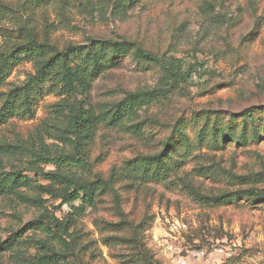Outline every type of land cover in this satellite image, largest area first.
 I'll list each match as a JSON object with an SVG mask.
<instances>
[{"label":"rangeland","instance_id":"374dc122","mask_svg":"<svg viewBox=\"0 0 264 264\" xmlns=\"http://www.w3.org/2000/svg\"><path fill=\"white\" fill-rule=\"evenodd\" d=\"M113 1L0 0L2 52L29 34L58 50L98 40L129 45L123 56L105 52L104 69L88 79L83 95L93 118L83 180L95 184L94 205L75 217L63 258L141 264L138 255H147L152 264H170L157 239L166 220L177 218L187 226L192 264H264V0H118L124 13L113 10ZM137 50L179 59L192 66V76L163 84L160 67L138 60ZM33 72L26 59L11 68L0 107ZM147 92L159 95L124 115L115 111L127 95ZM59 99L43 95L31 119L0 123V145L27 139L52 118ZM18 171L32 187L0 191V264H13L15 250L33 257L50 242L38 225L54 230L56 220L74 214L34 189L47 182L28 157L0 152V174ZM222 245L229 260L215 251Z\"/></svg>","mask_w":264,"mask_h":264},{"label":"trees","instance_id":"16d2710c","mask_svg":"<svg viewBox=\"0 0 264 264\" xmlns=\"http://www.w3.org/2000/svg\"><path fill=\"white\" fill-rule=\"evenodd\" d=\"M113 10L124 13L125 6L116 0L113 1ZM128 47L126 42L98 40L87 47L68 46L58 50L52 44L38 42L33 34H29L24 44L13 47L7 53L0 51V85L21 59L31 60L34 70L22 84L14 86L4 94L5 98L0 107V123L12 118L31 119L37 98L48 94L60 97L52 107L51 119L35 127L27 139L0 145V152L28 157L35 174L47 182L43 186H34V189H38L43 195L59 199L74 212L73 216L56 220L52 226L54 230L40 223L38 227L47 232L50 242L40 244L39 252L33 257L21 255L15 250L13 264H71L63 258L64 251H69L67 238L71 225L76 216L82 215L85 205H94L95 184L83 180L89 171L85 148L91 141L90 130L93 123L83 95L88 89V79L104 69L105 52L110 50L111 53L123 56L127 54ZM135 54L138 60L159 66L162 71L161 82L168 86L184 82L192 76V66H185L179 59L159 57L141 50H137ZM157 95L159 94L156 92L129 94L115 111L124 115L134 106ZM114 115L116 116L115 112ZM46 140L53 141V145L48 147ZM41 164L52 165L54 169L45 171L40 167ZM0 178L1 193L17 194L24 187H32L30 178L19 171L0 174ZM21 198L34 206H42V200L38 198L25 195ZM227 198L231 196L220 199ZM77 201L81 205H73ZM19 239L20 234H17L11 247ZM138 256L141 264H152L149 256Z\"/></svg>","mask_w":264,"mask_h":264},{"label":"built area","instance_id":"2783aa9c","mask_svg":"<svg viewBox=\"0 0 264 264\" xmlns=\"http://www.w3.org/2000/svg\"><path fill=\"white\" fill-rule=\"evenodd\" d=\"M165 223L166 226L162 228L163 234L158 235V249L166 255L170 264H192L188 258L190 249L185 245L183 238V235L187 232V226L177 218L166 220ZM215 251L219 254V257L222 255L227 260L230 259V250H227L226 246L216 247Z\"/></svg>","mask_w":264,"mask_h":264}]
</instances>
